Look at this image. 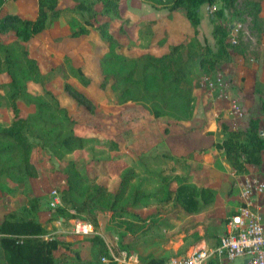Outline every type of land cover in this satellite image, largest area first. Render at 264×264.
<instances>
[{
	"label": "trees",
	"instance_id": "1",
	"mask_svg": "<svg viewBox=\"0 0 264 264\" xmlns=\"http://www.w3.org/2000/svg\"><path fill=\"white\" fill-rule=\"evenodd\" d=\"M72 1L74 5L69 9L59 8V0H37L35 19L23 18L15 13L0 15V35H14V39L7 43L0 39V74L5 73L8 76V81L0 84L3 90L0 93V106L10 107L13 114L9 124H0L2 194L9 195L25 190L30 179L38 176L37 164L45 160L50 159L60 164L67 155L94 143L110 151L119 150L115 140L101 143L94 137L76 134L74 129L77 121L65 101L47 87L52 78L61 77L63 89L76 104L85 107L89 113H94L96 107L93 99L68 79L71 75L82 85L89 86L91 80L81 67L74 66L65 57L64 65L44 71L26 47L29 40L61 16L67 18L70 37L84 35L93 41L91 33L95 32L100 38L105 50L96 59L101 71L98 86L101 90L108 86L116 104L135 102L146 107L152 117L167 118L175 122H188L192 118L195 110V90L199 87L202 73L215 72L220 70L223 63L231 62V50L246 57L241 41L238 45H232L230 41L233 20L249 18L250 30L256 32L257 38L260 40L264 35V18L260 15L263 0H243L240 4L237 0H142L154 8L166 9L169 19L181 11L192 27L193 34L188 40L170 44L168 50L160 55H154L149 50L129 55L123 52L125 46L117 40L110 28V23L120 16V0ZM3 2L4 0H0V8ZM218 2L220 7L210 15L214 39V46H210L198 38L200 9L204 4L213 6ZM99 16L103 17L102 21ZM154 22L150 21L149 24ZM119 29L123 31L122 25ZM166 38L165 32L159 40V48L166 42ZM250 58L259 59L260 48L246 59ZM64 66H68L70 75L61 74ZM32 84L39 85L40 91L32 90ZM254 90L260 110L264 114V85L257 81ZM18 100L26 105H34L35 110L25 114L17 106ZM167 131L165 128V132ZM260 132L259 117H250L246 126L240 129L231 128L223 122L220 124L218 134L221 136H217L215 146L223 151L225 160L235 173L246 174L248 165H261L264 138ZM93 154L95 159L107 158H100L102 153ZM189 156H140L139 164L136 162L121 170L115 191L99 182L97 176L89 175L78 160L68 159L60 167L63 185L58 188V192L61 204L54 208L55 212L66 220L74 216L88 219L94 225L98 220L97 213L109 212L114 219L122 220L127 225V230L133 232L140 225L127 220L125 216L137 214L134 212L135 207L148 205L152 199H158L161 203L172 201L189 213L197 212L214 202L216 191L193 185L189 173H173L171 178L170 175L162 176L159 180L156 179L160 187L151 192H147L143 186L151 181L150 175L155 174V171L149 169L154 160L165 161L163 164L184 162ZM140 168L147 176L137 180ZM161 171L159 168L156 173ZM174 183L176 185L172 187ZM29 203L35 209L38 206L37 198L32 196ZM32 207L29 206L30 211L35 212ZM68 210L74 211V215ZM81 215L85 217L82 218ZM46 233L44 225L29 215H23L22 211L5 213L0 221V264H57L53 253L63 242L53 236L44 238ZM89 241L92 257L82 258L79 253L73 252L70 264H119L111 259L107 245L100 235L91 236ZM129 242L125 243L121 239L119 247L124 248ZM103 257L108 260L102 261ZM168 259L148 256L141 260L148 264H165ZM207 264H220V261L211 258Z\"/></svg>",
	"mask_w": 264,
	"mask_h": 264
},
{
	"label": "crops",
	"instance_id": "2",
	"mask_svg": "<svg viewBox=\"0 0 264 264\" xmlns=\"http://www.w3.org/2000/svg\"><path fill=\"white\" fill-rule=\"evenodd\" d=\"M24 1L26 0H15L13 3H10L9 0H4L0 8V15L15 13L21 16L22 14L20 13L23 10H28L32 12L31 16L24 17V15H22L21 17L35 19L37 16V0H28L32 2L30 5H27L26 2L22 4ZM138 1L139 2L135 6L129 5L126 8L127 16H124L122 15V10L123 4L126 5V2L125 0H120V16L110 23V28L112 24L111 31H113V22L117 21V23L119 22V28L120 25H122L124 31V26L128 25L132 20L134 25H137L135 38L141 47V52L151 50L150 52L152 54L160 55L168 50L170 44L188 40L192 36L193 29L189 23L188 26L191 28L192 33L190 31L188 36L187 31L184 30L181 33L177 31L175 33L176 18L173 20L167 18L168 12L166 9L154 8L147 2L142 0ZM61 2L62 0H59V8L70 9L74 5L72 1V3L70 2L65 4V6H61ZM206 8L207 4H204L200 9L201 21L198 26V38L201 41H206L210 46H214L212 24L210 22V17L207 16ZM176 14L178 13H175V15ZM260 15L264 18V0L261 3ZM177 16L180 17V15ZM99 20L102 21L103 17L99 16ZM150 21L155 22L149 24ZM143 23H145V25H143ZM203 25H205V29ZM143 26L147 28L144 35L149 36L145 39L142 38V34H140L142 37H139L138 34V32L141 31L139 28ZM165 32L167 33L166 42L159 48L157 42L163 38ZM69 33L70 30L67 24V18L61 16L52 25L35 35L26 43L30 55L38 61L44 71H48L52 67L64 65L63 60L65 57H68L72 63L73 59L78 57L81 58L86 55V60L91 61L93 59L96 60L103 54L104 48L102 47L100 38L95 32L91 33L93 41L84 35L70 37ZM158 33H162L161 38L157 37ZM113 35L121 43L120 38L114 33ZM180 35H184L185 38L174 41V39L179 38ZM0 39L7 43L14 39V35L13 33L2 34L0 35ZM158 48L161 50H158ZM46 56L51 59L56 58L58 61L46 67L40 60L41 57ZM246 60L247 59L242 55L232 53L231 62L221 65V72L224 73L228 80L231 79L230 83L226 82L227 85H229L228 88L224 90L222 88L212 94L204 85H199L195 90L196 99L194 114L188 122H175L167 118L157 119L153 117L157 126L162 128L163 138H158L154 144L139 153V157L150 154H169L173 157L190 155L184 160L186 171L190 174L189 179L192 181L193 178H191V174L196 173L194 176L201 183V185L198 186L209 187L215 190L216 195L214 202L194 213L185 211L182 206L179 204L176 205L172 201L168 203L162 202V206L168 208L167 216L158 213L160 207L156 206L153 201L148 205L135 207L134 212L137 214L134 215L135 218L139 220L134 219L133 223L140 225V227L133 232L127 230L124 225L123 229L125 234H123V236L121 235L120 238L114 237L119 238L116 244L113 240L108 241L110 243L105 240L114 251L126 250L136 255L138 259L137 264H148L141 259L148 256L170 258L175 255L189 254L196 248L205 247L211 249L218 245L219 238L225 231L227 217L235 213L240 203L239 195L233 198L232 185L239 188L238 181L248 175L249 172L253 171L254 168L264 175V151L260 166L248 165V173L237 174L225 160L223 151L215 146V142L218 139L217 136H221L218 132L222 122L236 129L245 127L250 117H259L261 131L264 132V114L260 110L258 98L254 90L257 81L264 85V35L260 43V58H250ZM74 66L81 67L84 72L83 64L81 65L78 63ZM7 81L8 76L5 73H1L0 84H4ZM0 93H3L2 88H0ZM233 105L243 109V111H241L243 115L241 118L234 114ZM17 106L25 114L35 110L34 105H26L20 100L17 101ZM12 115L10 107L6 105L0 106V124H9L12 120ZM165 128L168 129L167 132H165ZM138 158H133L132 161L135 159L137 162ZM124 159L128 162L130 160L128 157H124ZM43 162L41 163L43 164ZM39 164L40 163H38V166ZM130 165L132 164L130 163ZM130 165L128 164L127 166ZM38 166L37 170L40 176V169ZM32 179H37V177ZM230 182H232V185ZM173 185L176 184L174 183ZM156 216H159L158 220L154 219ZM126 219L130 220L129 218ZM154 225H157V227H154ZM100 231H102L101 228ZM100 235H102V233H100ZM121 239H124L125 243L131 242L124 248L119 247ZM208 261L209 259L206 263ZM241 263L242 259H237L233 262V264Z\"/></svg>",
	"mask_w": 264,
	"mask_h": 264
},
{
	"label": "rangeland",
	"instance_id": "3",
	"mask_svg": "<svg viewBox=\"0 0 264 264\" xmlns=\"http://www.w3.org/2000/svg\"><path fill=\"white\" fill-rule=\"evenodd\" d=\"M14 1L15 0H9L10 3H13ZM25 2L27 3V5H30V3H32L26 0L22 2V4ZM70 2L72 3L71 0H62L61 6H65V4ZM125 2L127 6L123 4L122 15L127 16L126 8L129 5L135 6L139 1L125 0ZM242 2L243 0H237L238 4ZM213 7H215V9L219 8L220 2L214 4L213 6L207 5L206 12L208 17H210L211 12L215 10L213 9ZM22 12L20 14L24 15V17H29L32 14V12L28 10H23ZM177 13L178 14L170 18L172 20L176 18L175 33L176 31L181 33L184 30L187 31L188 36L190 31L192 33L191 28H189L188 26V21L185 19L181 11ZM177 15H180V17H178ZM232 22V30L230 33V41L232 45H238V43L241 41V44L244 48V52L246 54L245 59L253 56L255 50L260 48L261 39L259 40L257 38L256 32H252L250 30L249 18L242 17L239 20H233ZM238 24H240L239 28ZM143 25H145V23H143ZM124 27L126 33L125 30L120 31L119 22H113L112 32L118 38H120L121 43L124 44L125 49L123 52L129 55H137L141 53V47L137 43V40L135 38V31L137 30V25L135 26L134 22L131 20V22L128 25H125ZM203 27L205 29V25H203ZM236 28L238 29L237 31L234 30ZM139 29H141V31L138 32L139 37H142L140 34L143 35V39L149 37L148 35H144V32L147 29L145 26ZM157 37L161 38L162 33H158ZM181 38L184 39L185 36L180 35V37L174 39V41ZM157 43L159 45V42ZM157 43L156 46L158 47ZM231 49H233V47ZM158 50L161 49L158 48ZM231 51L233 54L235 53L239 55V53L233 50ZM86 57L87 56L85 55L81 58H75L73 59L72 63L74 65L78 63L84 65L83 69L85 75L91 80L89 86L82 85L75 77L71 76L68 70V66H64L62 68V71L60 72L61 74L63 73L70 75V77L68 78L69 81L74 83L78 88L85 91L87 94H89V96L93 99L95 103L96 108L94 113H89L85 109V107L76 104L75 100L63 89V79L61 77L52 78V81L47 85V87H49V89H51L57 95L58 98H61L65 101L66 105L68 106V109L70 110V113H72V116L77 121V124L74 129L76 134L86 137H94L100 140L101 143H106V141L110 139L115 140L118 144L119 153L118 151L107 150L106 148H102L101 145L94 143L85 149L76 150L72 154L67 155L64 161H62V163L60 164H58L57 162L55 163L50 159H48L49 161H44L43 164L40 163L39 166L37 164L40 169V176L38 175L37 179H31L29 185L25 190H18L17 192L9 195L0 193V221L4 217V214L7 212L22 211L23 215H29V217L34 218L35 220L39 221L42 225H44L47 230V233L44 234V238H50L51 236H53L63 242V244L59 246V248L56 249L53 253L54 258L57 260V264H70L73 260V252L79 253L82 258L88 259L92 257V248L91 243L89 241L90 237L76 238L70 232V220L74 218V216L67 220L64 219L63 216H57L54 209L55 207L50 205L51 190L55 189L58 192V188H61L63 185V182L61 181L60 167L65 164L68 159L78 160L85 166L89 175L97 176L99 182L106 185L109 190L115 191L118 187L119 175L121 170L127 167L128 164L130 165V163L134 164L136 162L135 159L138 158L140 155V151L146 150L148 147L154 144L158 138H163L162 128L157 126L155 119L152 117L146 107L135 102L116 104L115 98L110 92L108 86H106L104 90H101V88L98 86L101 81V71L98 68L97 61L94 59L91 61H87ZM40 60L46 67H48V65L50 64H55L58 61V59L56 58L51 59L47 56L41 57ZM63 63H65V60H63ZM219 69H221V67H219ZM218 73L222 77L220 81H223V86L218 85L220 82L217 80ZM204 77H207L208 80L204 79ZM226 82L230 83L231 79L228 80L224 73L221 72V70H217L209 74L205 72L202 73L199 85H204L208 89V91L213 94L214 92H217L222 88L223 90L228 88L229 85H227ZM32 85V90L40 91V89L38 88L39 85ZM233 109L235 111V113L233 112L234 114L238 115L240 118L243 116L241 113L243 109L241 107H233ZM93 153H102V156H100V158H107L95 159ZM124 157L130 158V163L126 161ZM133 158L135 159L132 161ZM152 158L153 156L151 155V160ZM138 161L139 159L137 160V163ZM164 162L160 159L154 160V164L156 165V167L153 163V165L150 163L151 167L149 169L155 171V174H153V176L150 175L151 181H148L143 185L147 192L154 191L158 187H160L158 186V180L162 176L170 175L169 178H171L174 175L173 173L176 172L180 173L181 175H184L183 173H188L186 171L184 162L175 161L163 164ZM159 168H161L162 171L158 174L156 172ZM138 173L139 174L136 178L137 180L140 179V177L144 178L147 176L144 175L141 168L139 169ZM194 175H196V173L191 174V178L193 179L192 181L190 180V182L196 186L201 185V183L197 180ZM253 176L258 177L264 181V175H262L254 168L253 171L249 172L248 175L238 181V187L240 183L244 181L247 177ZM231 183L232 182H230V184ZM172 187H175V185H173ZM232 189L233 198H235L239 195V188H236L234 185H232ZM31 196L37 198L38 206L36 207V209L31 206V203L28 204V201ZM152 201L156 204V206L160 207L158 213H162L167 216L168 208L162 206V203L159 202L158 199H152ZM252 204L259 206L261 214L264 215V193L262 195L254 196L252 199ZM29 206L32 207V209H35V212H31ZM68 211L69 213L74 215V211ZM97 214L98 220L95 226L96 228L98 227L99 231L100 228L102 229L100 233H102L103 237L102 235L100 236L104 239V241L106 240L108 242L113 240V242L116 244L120 236H123V234H125V231L123 229L124 223H122V220L114 219L112 217V214L109 212H99ZM80 217L84 218L85 216L81 215ZM125 218H129V221H133L134 219H136L133 213L126 215ZM154 219L158 220L159 216H156ZM154 227H157V225H154ZM115 236L119 238H114Z\"/></svg>",
	"mask_w": 264,
	"mask_h": 264
},
{
	"label": "built area",
	"instance_id": "4",
	"mask_svg": "<svg viewBox=\"0 0 264 264\" xmlns=\"http://www.w3.org/2000/svg\"><path fill=\"white\" fill-rule=\"evenodd\" d=\"M204 79L208 80L207 77ZM220 79L222 77L218 73L217 80ZM218 85L223 86V81ZM233 107L239 108L236 105ZM260 135L264 138L263 131ZM263 193L264 181L255 176L247 177L239 185L240 204L235 213L227 217L225 231L221 234L218 245L211 249L196 248L186 255L172 256L165 264H205L209 258H217L220 264H233L237 259H242L241 264H264V215L261 214L259 206L252 204L253 197ZM60 204L59 193L52 189L50 205L56 207ZM70 221V232L76 238L100 235L96 226L89 220L72 218ZM106 245L113 261L119 264L138 263L136 255L123 249L117 252L107 243ZM101 260L106 262L108 258L103 257Z\"/></svg>",
	"mask_w": 264,
	"mask_h": 264
}]
</instances>
